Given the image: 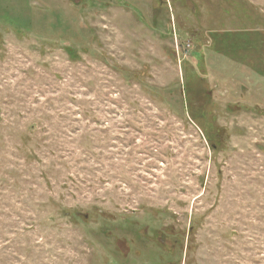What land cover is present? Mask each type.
I'll use <instances>...</instances> for the list:
<instances>
[{
    "label": "rangeland",
    "instance_id": "374dc122",
    "mask_svg": "<svg viewBox=\"0 0 264 264\" xmlns=\"http://www.w3.org/2000/svg\"><path fill=\"white\" fill-rule=\"evenodd\" d=\"M260 37L264 0H0V264H264Z\"/></svg>",
    "mask_w": 264,
    "mask_h": 264
},
{
    "label": "flooded vegetation",
    "instance_id": "af4514ba",
    "mask_svg": "<svg viewBox=\"0 0 264 264\" xmlns=\"http://www.w3.org/2000/svg\"><path fill=\"white\" fill-rule=\"evenodd\" d=\"M256 39H257V36H256ZM226 41L228 42V40H226ZM258 43L261 45V47L259 46V48L258 49L256 48V50H259V49L264 47V40L262 39V37H260V41ZM258 43H256V44H258ZM188 45H190V43Z\"/></svg>",
    "mask_w": 264,
    "mask_h": 264
}]
</instances>
